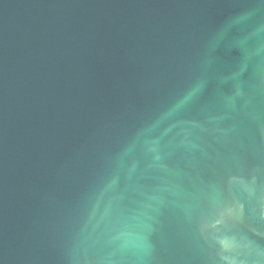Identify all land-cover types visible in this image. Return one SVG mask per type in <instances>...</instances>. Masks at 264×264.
<instances>
[{"label": "water", "instance_id": "obj_1", "mask_svg": "<svg viewBox=\"0 0 264 264\" xmlns=\"http://www.w3.org/2000/svg\"><path fill=\"white\" fill-rule=\"evenodd\" d=\"M0 264H264V0H0Z\"/></svg>", "mask_w": 264, "mask_h": 264}]
</instances>
